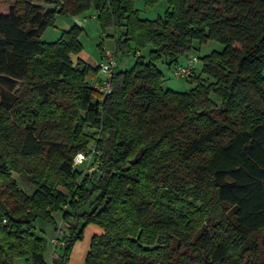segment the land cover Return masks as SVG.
Returning <instances> with one entry per match:
<instances>
[{
  "label": "trees",
  "instance_id": "trees-1",
  "mask_svg": "<svg viewBox=\"0 0 264 264\" xmlns=\"http://www.w3.org/2000/svg\"><path fill=\"white\" fill-rule=\"evenodd\" d=\"M8 1L0 264H47V241L33 226L55 224L54 212H63V227L55 226L62 244L51 264L69 263L89 224L104 234L92 238L85 264H264V238L255 240L264 230V0H167L156 20L141 18L136 0ZM91 9L103 32L113 28L117 56L132 43L136 52L151 46L132 68L116 69L107 95L87 82L99 69L72 59L81 52L78 25L40 41L57 14ZM211 40L224 48L201 58L206 77H193L188 92L164 88L159 64ZM91 143L101 165L84 174L73 160Z\"/></svg>",
  "mask_w": 264,
  "mask_h": 264
},
{
  "label": "rangeland",
  "instance_id": "rangeland-1",
  "mask_svg": "<svg viewBox=\"0 0 264 264\" xmlns=\"http://www.w3.org/2000/svg\"><path fill=\"white\" fill-rule=\"evenodd\" d=\"M9 1L8 0H0V12L3 9H9ZM135 7L140 11V16L143 19L148 20H156L158 17H163L164 13L168 7L167 0H160L153 6L145 5L143 0H136L135 1ZM94 11L91 9L88 12L85 13V18L81 20V23L83 24V27L79 31L78 41L81 45V52L86 54L88 57H91L93 60L95 59L96 62H98V65L103 61L102 56L107 52H113L115 51V42H116V35L115 32L112 31H105L103 32L97 19L93 18ZM64 17H68L65 14H59ZM63 32H61L55 25V23L51 26H48V28L41 34L40 41L42 42H55L60 39ZM132 51L128 55H121V53H118V67L119 69H130L135 63V58L138 55H144L148 56L149 49L148 47L145 49H141V51H134V43L130 45ZM224 46L220 44L217 41L211 40L207 43L200 45L198 42H195L193 44V48L191 50V55L197 56L199 63L197 64L196 69L194 70L193 76L187 79H177L174 77L172 73V69L168 68V65L165 63H160L159 68L162 70V73L164 74V80H163V86L164 88H168L174 91L178 92H188L193 87L194 84L191 82L193 77H203L206 76L202 74V61L201 58L211 54L214 51H222ZM96 77H100L101 73L98 72ZM96 81H99L98 78H87V82L89 84H92ZM208 81H211L208 79ZM85 132H95L92 128H86ZM86 165H82L81 168L79 167V170H82ZM78 169V168H76ZM19 178V177H18ZM20 187L24 189L26 192L31 193L33 191V188L31 185L27 183V181H21ZM59 189L66 191L64 188L60 187ZM65 209V208H64ZM53 218L55 220V224L45 221L41 218H38L37 228L41 227V223L43 222V236L46 240L54 239L57 235L56 227H59V221L56 220V217L53 215ZM35 223V222H34ZM40 230V229H39ZM264 238V230L259 232L255 236L256 242L260 245L261 240ZM52 239V240H53ZM52 240L50 242H52ZM82 241V240H81ZM52 244V243H51ZM72 251V250H71ZM14 264H25L24 258H17L14 261ZM82 264V263H81ZM84 264V263H83Z\"/></svg>",
  "mask_w": 264,
  "mask_h": 264
},
{
  "label": "crops",
  "instance_id": "crops-1",
  "mask_svg": "<svg viewBox=\"0 0 264 264\" xmlns=\"http://www.w3.org/2000/svg\"><path fill=\"white\" fill-rule=\"evenodd\" d=\"M8 11H9V9L8 10L7 9H3L0 12V15L1 14H7V13H9ZM93 13L94 14H93L92 17L97 19L96 12L94 11ZM84 16H85V13L80 15V16H78L77 18H71L69 16L68 17H64V16H61V15L57 14L56 17H55V25L61 32H66V31H69L74 25H76V22L74 21L75 19H78L81 22V20H83V18H85ZM82 27H83V25H82ZM106 31L112 32L114 30H113V28H108ZM148 49H149L148 51H150L151 50V46H149ZM105 55H106V53L102 56V60H104ZM189 55H191V52L185 53L184 55H182L178 59L177 64L178 63H184ZM72 59H73V61L75 63H77L78 60H81V61H83V63L91 65L92 68H97L98 67V62H96L95 59L93 60L91 57H88L83 52H80V53H78L76 55H73ZM174 65H176V64L170 65V66H168V68L169 69H173ZM95 78H98V80L101 81L103 77L101 75L100 77H95ZM53 215L56 217V220L59 221V228H62L63 227V212H54ZM37 223H38V219L35 221L33 227L36 228L38 236L43 238V240H46L45 237L43 236V232H41L43 230L42 228H43L44 223L42 222L40 224L41 227H39V228H37L38 227ZM103 234H104V229L101 228L100 226H98L96 224L87 225V227L85 228V231H84L83 240L82 241H77L74 244L73 248H72V251L70 253V260H69L68 264H81V263L85 264L86 256H87V254H88V252L90 250L92 238L95 237V236H97V237L101 236ZM58 237L59 236L57 234L55 238H58ZM52 239L46 240L47 241V251L45 252V262L47 264H51L52 253H53V251L55 249V247H53V245L50 242ZM56 248H58V247H56Z\"/></svg>",
  "mask_w": 264,
  "mask_h": 264
},
{
  "label": "built area",
  "instance_id": "built-area-1",
  "mask_svg": "<svg viewBox=\"0 0 264 264\" xmlns=\"http://www.w3.org/2000/svg\"><path fill=\"white\" fill-rule=\"evenodd\" d=\"M118 60L115 51L107 52L104 60L97 67L103 78L101 81L94 82L93 87L102 95H107L111 92V81L118 67ZM198 63L197 56L189 55L184 63H178L173 66L172 73L177 79L190 78ZM73 161L74 168L79 169L82 165H86L81 171L84 174H91L97 171L101 165V152L94 143H91L86 149L79 151ZM64 208L67 209V207ZM51 243L53 247H58L62 244L58 238L53 239Z\"/></svg>",
  "mask_w": 264,
  "mask_h": 264
},
{
  "label": "water",
  "instance_id": "water-1",
  "mask_svg": "<svg viewBox=\"0 0 264 264\" xmlns=\"http://www.w3.org/2000/svg\"><path fill=\"white\" fill-rule=\"evenodd\" d=\"M32 4L35 7L42 8L45 12H49V11L60 12L62 9V7H57L56 4H50L45 2H32ZM74 21L76 22V25H78L80 28L82 27L83 24L78 19H75ZM141 156H142V152L136 154V156L130 160L129 165L125 168V170H128V168H130L131 165L136 164Z\"/></svg>",
  "mask_w": 264,
  "mask_h": 264
}]
</instances>
